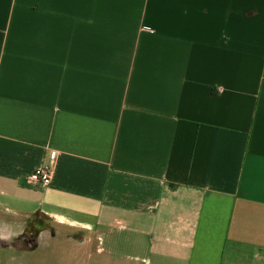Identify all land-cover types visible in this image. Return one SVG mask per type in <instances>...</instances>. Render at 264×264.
<instances>
[{
	"label": "crops",
	"instance_id": "0c3cea01",
	"mask_svg": "<svg viewBox=\"0 0 264 264\" xmlns=\"http://www.w3.org/2000/svg\"><path fill=\"white\" fill-rule=\"evenodd\" d=\"M5 214L264 264V0H0V237Z\"/></svg>",
	"mask_w": 264,
	"mask_h": 264
},
{
	"label": "rangeland",
	"instance_id": "374dc122",
	"mask_svg": "<svg viewBox=\"0 0 264 264\" xmlns=\"http://www.w3.org/2000/svg\"><path fill=\"white\" fill-rule=\"evenodd\" d=\"M5 215L1 222L6 229L0 237V247L13 253L10 256L1 252L0 264H144L129 257L143 253L142 239L146 236L138 233L123 231L124 239L130 238L133 244H137L138 240L139 246L121 247L110 256L105 249L102 251L95 233L85 227L42 214ZM118 230L114 233V239H123L122 231ZM7 240H14L11 247L6 246Z\"/></svg>",
	"mask_w": 264,
	"mask_h": 264
},
{
	"label": "built area",
	"instance_id": "2783aa9c",
	"mask_svg": "<svg viewBox=\"0 0 264 264\" xmlns=\"http://www.w3.org/2000/svg\"><path fill=\"white\" fill-rule=\"evenodd\" d=\"M50 157L55 161L56 152H50ZM28 180L32 184L48 186L53 180V168L49 165L39 166L28 176Z\"/></svg>",
	"mask_w": 264,
	"mask_h": 264
}]
</instances>
